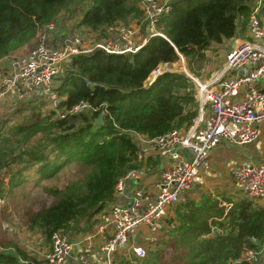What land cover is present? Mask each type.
Segmentation results:
<instances>
[{
    "label": "trees",
    "instance_id": "trees-1",
    "mask_svg": "<svg viewBox=\"0 0 264 264\" xmlns=\"http://www.w3.org/2000/svg\"><path fill=\"white\" fill-rule=\"evenodd\" d=\"M262 1L259 14L264 21ZM78 4L83 13L78 27L101 32L99 38L109 35L107 26H140V21L147 32L139 0H0V59L17 50L26 52L46 23ZM257 4L258 0H173L172 10L158 24L166 37H149L135 53L97 48L73 56L58 77L60 108L87 101L96 110L59 118L53 109L43 111L46 103L41 97L40 102H21L33 101L29 121L0 126V171L12 173L9 190L0 181V198L22 186L52 195L50 204L27 210L21 224L41 236V246H50L55 231H89L108 213L119 178L143 164L136 162L138 134L152 139L193 124L198 103L190 77L168 70L148 84L153 71L182 55L188 69L199 73L196 65L201 66L210 50H220L236 38L240 27L248 30ZM102 113L104 123L99 124ZM71 163L81 166L79 176L57 185L42 183ZM223 195L180 203L177 222L167 219L172 228L162 247H149L144 258L117 254L116 264H166L167 248L172 249L173 264H264V253L255 262L241 259L244 250L264 244V202ZM7 230L0 221V264H43L8 238Z\"/></svg>",
    "mask_w": 264,
    "mask_h": 264
},
{
    "label": "built area",
    "instance_id": "built-area-1",
    "mask_svg": "<svg viewBox=\"0 0 264 264\" xmlns=\"http://www.w3.org/2000/svg\"><path fill=\"white\" fill-rule=\"evenodd\" d=\"M173 0H139L146 22V35L138 40L140 26L110 25L102 42L88 44L86 35L69 28L61 31L60 17L46 23L37 33L34 44L23 53L0 59V100L13 94L44 98L59 118L96 110L87 101L60 108L63 97L57 91V79L67 61L77 54L100 48L108 53H135L149 37L166 35L158 30L162 15L172 10ZM258 0L252 11L248 31L242 40L225 53L223 66L206 81L197 83L199 115L188 128L173 129L148 139L137 135L136 162L119 178L115 201L91 230L55 231L51 244L43 252V264H116V255L133 252L138 258L147 255L154 240H161L169 209L190 189L205 183L204 174L211 167V156L222 142L248 145L264 135V21ZM61 31V32H60ZM184 62V57L180 56ZM169 63L158 66L148 78L172 70ZM147 82V81H146ZM159 158L151 169L147 161ZM232 176L244 192L255 201L264 200V164H238ZM154 175L152 187L145 184ZM161 233V234H160ZM264 253L244 250L241 259L255 262Z\"/></svg>",
    "mask_w": 264,
    "mask_h": 264
},
{
    "label": "rangeland",
    "instance_id": "rangeland-1",
    "mask_svg": "<svg viewBox=\"0 0 264 264\" xmlns=\"http://www.w3.org/2000/svg\"><path fill=\"white\" fill-rule=\"evenodd\" d=\"M82 11H81V5H72L64 10L61 11V14L59 17L61 26L69 29L70 27H73V29L76 32H80L83 29V32L86 35V41L88 44H95L97 42H102L105 40L106 37L99 38V34L97 32H91L85 29L84 27H78L77 23L79 22L81 16H82ZM140 35H145V29H144V24L142 21H140ZM105 34V33H104ZM24 51L17 50L16 52L13 53H23ZM11 53V54H13ZM225 61L223 51L218 50L217 48H213L207 53V58L206 60L203 61L201 66L199 64L196 65V68L198 69L199 73H193L191 72L188 67H187V62L184 59V62L182 58L172 64H168V68H171V71H178V72H184L188 77V73L194 78L198 79L201 81H206L208 80L214 72H216L218 69H220L223 66V63ZM185 68L188 73H186ZM63 74V73H62ZM190 77V79L194 83V90H195V96L197 99L198 103V113L195 120L197 119L199 115V107H200V102L197 98V83L196 81ZM60 78L57 79V86L60 84ZM147 83L150 84V82ZM37 99V98H36ZM26 101L28 100H34L31 97L28 99H25ZM43 100L46 103L43 105V111L50 110L49 108V103L43 98ZM36 102H40L39 99L34 100ZM22 101H19L16 104H13L11 106H0V126L1 125H13L18 122H28L29 117L32 115V103L33 101H30L26 105H21ZM19 108V109H18ZM18 109V111H17ZM49 115V114H48ZM224 147H226L227 151L230 149V147H227L225 143L223 144ZM219 147V146H218ZM236 148H234V151ZM236 155L234 156L235 160H240L241 154L239 153L238 149L234 152ZM15 165V164H13ZM82 171L81 166H77L76 163H71L67 165L64 170L62 169L61 172L58 175H55L53 179H50L49 181L45 180L42 183H50V185H57V183H62L67 180L72 179L73 177L76 178L77 176L80 175ZM224 172L222 170L218 169L219 174L222 172V174H216L212 178L214 180V185L210 189H206V193L203 194V196L211 193V194H216V196H220L221 194H224V197L228 196H233L237 198L239 195L244 196L243 190L240 188L239 184L237 181H235L234 177L230 174V172ZM26 173V171H24ZM12 178V173L8 169H3L0 171V181H3L5 187L9 190V183ZM6 199V200H5ZM0 198V221L4 223V228L5 226L8 228L6 231V236L10 238L11 240L17 241L23 248L29 249L30 252L32 253V250L30 248L36 249V246H38L39 241L41 236L37 234L36 231H31L28 230L25 226H21L23 222L26 221L25 219V214L27 210L31 211H36L38 210L41 206L50 204L53 200L52 195L47 194V192H44L41 188H32L22 186L21 188L17 189L14 194H9V192L6 194V198ZM8 204L9 201V206H4ZM261 202H264V200H260ZM228 205V204H226ZM177 206V205H176ZM172 226L170 227V229ZM174 228V227H173ZM13 240V241H14ZM14 241V242H15ZM35 242V243H34ZM167 253V251H166ZM184 254H187V252H184ZM32 255H40V252L34 251ZM164 262L166 264H170V260L168 258L164 259Z\"/></svg>",
    "mask_w": 264,
    "mask_h": 264
},
{
    "label": "crops",
    "instance_id": "crops-1",
    "mask_svg": "<svg viewBox=\"0 0 264 264\" xmlns=\"http://www.w3.org/2000/svg\"><path fill=\"white\" fill-rule=\"evenodd\" d=\"M263 5V4H262ZM262 7V6H261ZM62 31V29H61ZM60 31V32H61ZM146 35V33H144ZM145 35H140L138 37V40L142 37H144ZM251 36L249 34V31L246 30H242L241 27L239 29V34L236 38L228 41L226 43V45L220 46V51L222 50L223 52H225L227 49H230L232 46L236 45L237 43H239L242 40H246V39H250ZM222 47V48H221ZM264 85V83H263ZM37 98L38 96H24L23 99H17L13 94L8 95L5 98H2L0 100V106L4 107V106H11L13 104L18 103L19 101H24L25 99L28 98ZM227 147H230V149L227 151L226 147H224V144ZM234 148H236V150L238 149L239 153L241 154V158L240 160H235L234 156L236 155V153H234ZM211 167L210 169L204 174L205 176V183L203 185L197 186L195 188H192L190 190H188L179 200L178 203H176L174 206H172L169 209L168 215L165 217L166 218V224L164 226V229H162V235H161V240H154V243H156L155 245H152L151 247L153 248H160L162 247V245L164 244V242L166 240H169V233H170V227L171 225H169L167 219H171L174 218L175 223L177 222V213H176V208L177 206L182 203V202H186L189 200H195V201H199L202 200L203 198H205L206 196H216V194H207L205 196H203V194L206 193V189H210L213 185H214V180H212V178L216 175L219 174L218 169L222 170L223 172L225 170H227L226 172H230L232 171V168L237 166L238 164H264V135L263 137L256 143L253 144H248V145H237V144H232L229 142H222V144L215 148L212 152V156H211ZM158 163H157V162ZM156 162V164H155ZM159 158H154L151 157L148 161L147 164L148 166L155 170L158 165H159ZM216 174H215V173ZM222 174V172L220 173ZM219 174V175H220ZM232 175V174H231ZM155 177L154 175L149 179L145 181V184L149 187H152V182L154 181ZM218 198H220V196H218ZM226 204V203H224ZM177 205V206H176ZM228 206V205H227ZM210 221H212V219H210ZM78 232V231H77ZM160 233V234H161ZM39 242V241H37ZM35 243V242H34ZM51 244V243H50ZM49 248V246H41L40 243L38 244V246H35L34 248H30L32 250V252L34 253V251L36 252H40L39 258L41 259L43 256V252L47 251ZM119 255L123 256L126 255L128 256V258L134 256L136 258H138L133 252H122ZM165 258H168L171 262V264H173V252L171 248H167V253H165Z\"/></svg>",
    "mask_w": 264,
    "mask_h": 264
},
{
    "label": "water",
    "instance_id": "water-1",
    "mask_svg": "<svg viewBox=\"0 0 264 264\" xmlns=\"http://www.w3.org/2000/svg\"><path fill=\"white\" fill-rule=\"evenodd\" d=\"M182 56V55H180ZM97 123L103 124L104 123V113L100 114V116L97 119Z\"/></svg>",
    "mask_w": 264,
    "mask_h": 264
}]
</instances>
